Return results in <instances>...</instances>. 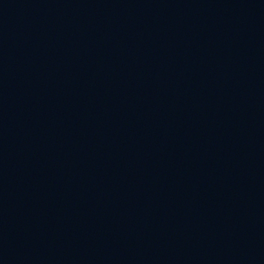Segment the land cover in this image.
<instances>
[{
    "label": "water",
    "instance_id": "obj_1",
    "mask_svg": "<svg viewBox=\"0 0 264 264\" xmlns=\"http://www.w3.org/2000/svg\"><path fill=\"white\" fill-rule=\"evenodd\" d=\"M264 77V0H229Z\"/></svg>",
    "mask_w": 264,
    "mask_h": 264
}]
</instances>
